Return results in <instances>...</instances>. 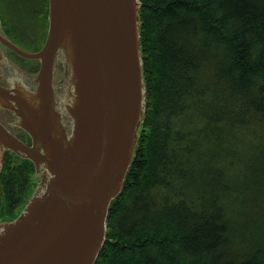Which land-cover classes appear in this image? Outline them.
Instances as JSON below:
<instances>
[{
    "label": "trees",
    "instance_id": "16d2710c",
    "mask_svg": "<svg viewBox=\"0 0 264 264\" xmlns=\"http://www.w3.org/2000/svg\"><path fill=\"white\" fill-rule=\"evenodd\" d=\"M5 1L39 47L47 0ZM139 1L146 107L95 264H264V0Z\"/></svg>",
    "mask_w": 264,
    "mask_h": 264
},
{
    "label": "water",
    "instance_id": "95a60500",
    "mask_svg": "<svg viewBox=\"0 0 264 264\" xmlns=\"http://www.w3.org/2000/svg\"><path fill=\"white\" fill-rule=\"evenodd\" d=\"M139 6V0H48L39 50L0 35L17 54L39 62L35 87L0 84V107L13 111L33 143L22 145L0 122V146L24 152L40 177L19 214L0 221V264L97 261L145 109ZM6 8L0 0V18ZM15 36L37 44L33 30Z\"/></svg>",
    "mask_w": 264,
    "mask_h": 264
},
{
    "label": "flooded vegetation",
    "instance_id": "af4514ba",
    "mask_svg": "<svg viewBox=\"0 0 264 264\" xmlns=\"http://www.w3.org/2000/svg\"><path fill=\"white\" fill-rule=\"evenodd\" d=\"M0 35L7 37L1 29ZM0 53L2 55L0 56V84L10 86L12 79H22L30 88L33 87L32 78L38 69L37 62L19 58L2 42H0ZM17 119L9 107H0V122L19 143L31 146L32 136L15 124ZM0 145L5 144L0 143ZM0 156L3 158V167L0 169V218L12 217L19 211L20 205L36 181L32 177L29 181L30 187L26 182L29 172L34 173V165L22 151L17 152L10 148L3 151L0 146Z\"/></svg>",
    "mask_w": 264,
    "mask_h": 264
},
{
    "label": "rangeland",
    "instance_id": "374dc122",
    "mask_svg": "<svg viewBox=\"0 0 264 264\" xmlns=\"http://www.w3.org/2000/svg\"><path fill=\"white\" fill-rule=\"evenodd\" d=\"M29 176H30V180H32V173L31 172H29V174H28ZM30 185H31V183H30ZM33 188H34V185L31 187V190H33ZM0 216H1V214H0Z\"/></svg>",
    "mask_w": 264,
    "mask_h": 264
}]
</instances>
